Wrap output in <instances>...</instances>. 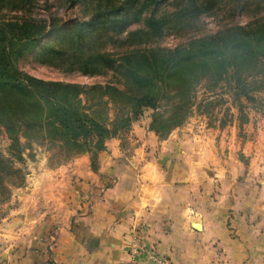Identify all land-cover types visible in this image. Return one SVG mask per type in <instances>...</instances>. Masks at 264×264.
<instances>
[{
  "label": "crops",
  "instance_id": "0c3cea01",
  "mask_svg": "<svg viewBox=\"0 0 264 264\" xmlns=\"http://www.w3.org/2000/svg\"><path fill=\"white\" fill-rule=\"evenodd\" d=\"M248 118L162 140L146 117L96 170L90 154L27 161L0 203V264H129L133 233L167 264H264V113Z\"/></svg>",
  "mask_w": 264,
  "mask_h": 264
},
{
  "label": "trees",
  "instance_id": "16d2710c",
  "mask_svg": "<svg viewBox=\"0 0 264 264\" xmlns=\"http://www.w3.org/2000/svg\"><path fill=\"white\" fill-rule=\"evenodd\" d=\"M40 1L0 0V125L18 160L22 137L60 144L71 159L90 154L96 170L106 141L128 132L144 108L173 105L169 116L156 113L150 123L164 140L190 118L203 81L215 87L230 77L231 103L240 114L242 99L251 104L264 92V16L251 13L264 0H51L58 8L81 9L84 16L65 25L70 30L43 52L41 64L67 75L108 79L93 85L44 81L20 70L19 61L35 51L49 24L34 16ZM228 5L234 17L247 14L250 22L211 35L197 29L202 18ZM8 13L19 16L8 20ZM50 21L55 27L57 21ZM170 36L186 42L163 46ZM117 107L127 109L124 116L116 114L113 121L101 116ZM0 163L12 170L9 160ZM17 173L23 183L22 170Z\"/></svg>",
  "mask_w": 264,
  "mask_h": 264
},
{
  "label": "rangeland",
  "instance_id": "374dc122",
  "mask_svg": "<svg viewBox=\"0 0 264 264\" xmlns=\"http://www.w3.org/2000/svg\"><path fill=\"white\" fill-rule=\"evenodd\" d=\"M37 5L38 6L36 7L34 16L40 18V20H48L49 24L47 29L45 30L46 34L43 36L35 51L28 53L19 61L18 66L20 70L32 77L44 81H62L81 85L103 84L104 82L108 81V79L104 77H86L77 74L67 75L62 73L58 69L41 64L40 56L43 54V52H45V50L52 45L56 44L62 38V36L70 30V28L65 25L69 24L73 20L83 18L84 15L82 10L78 8H58L54 6L51 0H42ZM230 7L231 6L229 5L224 8L221 7L215 12V15L202 18L199 23H196L197 29H199L200 32L204 34L211 35L223 30L228 26H245L250 22V15H239L238 12H236L237 16L234 17V13L231 11ZM251 13H258L260 14L259 17H263L264 3L261 8L255 5ZM18 16L19 14L17 13L7 14L8 20H16ZM52 19H55V21H57L55 27L52 26V22L50 21ZM63 25L65 27L61 28L60 26ZM181 42H186V39L182 40L175 36H170L163 40L162 45L166 47H175ZM230 81L231 78L227 77L215 87L212 82L203 81L199 85L197 91L193 96V108L191 112L192 114L186 123L193 121L197 123L205 121L232 122L236 115L239 122L242 117L248 119L249 121V114L253 115V112H259V110L264 113V92H262L255 94V101L251 104H249L245 99H242L244 112L240 114L238 109L231 103L233 95L230 85L231 83L235 82ZM211 86L213 87L211 89L212 91L209 89ZM173 109L174 107L171 103L163 102L160 106H158L157 110L144 108L143 112L137 117L136 120H143L147 117L151 119V123L153 119L152 117L156 113L159 114V116L167 117L173 111ZM126 110L127 109L119 107H117L116 109L110 108L108 112L106 110H102L101 116L109 117L110 121H113L116 114L124 116ZM20 142L22 144L23 160H18L16 157L12 156V140H10L6 129L2 125H0V159L5 161L9 160L11 164L9 165L12 167L11 170L9 166H4L3 163H0L1 204L8 202L11 199L12 191L16 187H19L23 184L18 178L17 171L22 170L23 172V166H25L24 164L27 161L36 162V156H44L51 160L52 165H55L71 159L70 151L63 149L61 147L62 145L60 144H53L51 142L42 140H33L29 142L22 137H20Z\"/></svg>",
  "mask_w": 264,
  "mask_h": 264
},
{
  "label": "built area",
  "instance_id": "2783aa9c",
  "mask_svg": "<svg viewBox=\"0 0 264 264\" xmlns=\"http://www.w3.org/2000/svg\"><path fill=\"white\" fill-rule=\"evenodd\" d=\"M132 236L129 264H167V261L160 258L154 250L144 246L139 236L136 234Z\"/></svg>",
  "mask_w": 264,
  "mask_h": 264
}]
</instances>
